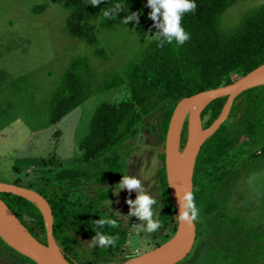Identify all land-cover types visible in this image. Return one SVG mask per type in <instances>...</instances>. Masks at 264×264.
<instances>
[{
    "label": "trees",
    "instance_id": "16d2710c",
    "mask_svg": "<svg viewBox=\"0 0 264 264\" xmlns=\"http://www.w3.org/2000/svg\"><path fill=\"white\" fill-rule=\"evenodd\" d=\"M67 11L66 26L69 33L84 37L98 21L103 31H117L131 28L144 33L158 31L147 11L134 1L102 0L92 6V0H52ZM235 0H196V10L185 13L181 23L190 34L183 45L174 41L163 46L151 38L141 54L125 68L123 73H95L85 56L72 57L59 84L52 92L44 107L48 114V124L60 121L72 110L80 106L91 95L110 90L127 83L133 103L119 106L109 102L101 103L89 123V133L79 145L92 168L81 175L72 168H63L54 177H48L44 186L37 191L51 205L54 238L65 257L75 264H111L128 260L132 255L127 248L132 227L118 216L115 208L103 203L116 177L123 175L112 171L111 167L133 149L135 136L151 129L150 123L157 122L153 133L158 143L164 146L169 122L177 104L185 97L202 90L222 86L232 81V75L243 76L264 63V1L243 15L240 24L229 32L219 29L221 15ZM120 4L122 11L104 16V11ZM48 6L37 4L32 8L40 13ZM129 13H137L139 22L126 24L124 18ZM91 43L90 39H87ZM238 77V78H239ZM23 78L11 80L6 71H0V92L4 84L23 90L19 85ZM228 102V97L213 100L203 110L202 120H208L203 127L210 126L218 119ZM5 108L0 109V130ZM188 119L182 131V147L188 138ZM264 126V85L250 88L240 93L233 102L227 119L204 142L197 158L193 177V193L199 199L205 188L215 178L223 176L252 158L242 152L248 149L257 127ZM110 153H109V152ZM104 152L109 154L101 155ZM160 165L155 174V185L148 190L157 204L162 227L153 237L162 238L167 230H176L177 209L171 196L165 167L164 148L160 153ZM43 163L59 164L44 159ZM123 169H121L122 172ZM3 200L25 227L40 242L47 244L45 218L39 207L32 201L13 194L1 193ZM117 220L115 227L105 225L106 234H118L114 246H92L95 236L94 222L100 217ZM0 247L8 252L15 264H37L34 260L9 246L0 237ZM0 264H2L0 262Z\"/></svg>",
    "mask_w": 264,
    "mask_h": 264
},
{
    "label": "rangeland",
    "instance_id": "374dc122",
    "mask_svg": "<svg viewBox=\"0 0 264 264\" xmlns=\"http://www.w3.org/2000/svg\"><path fill=\"white\" fill-rule=\"evenodd\" d=\"M132 1L144 11H151L146 6L147 0ZM263 1L235 0L220 17V31L229 32L237 27L243 15ZM45 3L48 6L42 12L32 11L35 5ZM66 22L67 11L52 0H0V71L8 72L11 80L23 78L19 84L23 90L7 83L0 92V109H6L0 130V182L37 191L48 177H54L63 168H72L79 175L88 171L93 166L91 161L98 157L87 158L79 145L89 133L96 108L103 102L116 106L135 102L124 83L89 96L60 121L48 124L43 104L59 84L72 57L85 56L97 74L123 73L153 35L151 31L141 33L131 28L105 32L96 21L86 36L76 37L69 33ZM238 77L234 74L231 79ZM207 120L208 117L203 124ZM150 126L151 129L135 136L130 153L111 167L112 171L140 178L147 193L155 185L162 148L165 152V143L160 145L153 133L158 128L157 122ZM251 139L249 148L242 152L252 158L215 178L195 200L199 208L196 240L189 255L177 264H264L263 125L257 127ZM44 159L59 164L46 165ZM121 176L103 188L105 191L111 188L103 203L109 205V200L118 216L131 225L133 232L127 248L134 257L168 241L177 228L168 229L162 238L137 234L133 226L146 222L129 215L127 200H134L136 191L125 189L114 194ZM0 262L15 264L2 247Z\"/></svg>",
    "mask_w": 264,
    "mask_h": 264
},
{
    "label": "water",
    "instance_id": "95a60500",
    "mask_svg": "<svg viewBox=\"0 0 264 264\" xmlns=\"http://www.w3.org/2000/svg\"><path fill=\"white\" fill-rule=\"evenodd\" d=\"M264 85V63L248 73L240 76L231 83L199 91L183 98L175 107L171 116L165 140V167L168 187L177 209L180 211L178 196L184 191L193 192V177L197 158L204 142L218 129L228 117L236 97L245 90ZM228 97L220 117L209 128L203 127L202 113L209 103L219 97ZM194 108L193 123L188 113ZM188 119V138L185 147L182 145V131ZM13 185V187L11 186ZM13 193L35 203L41 210L46 223L47 244L40 242L31 234L15 213L3 200L1 193ZM28 194V195H27ZM39 200L45 211L34 200ZM47 214V215H46ZM16 219L27 231L36 249L24 244L15 232L10 218ZM178 224L175 234L165 243L143 254L129 258L119 264H177L184 260L191 252L197 235L196 222L187 224L177 216ZM54 216L51 205L38 191L14 184L0 182V237L13 249L28 256L37 264H75L70 262L58 246L54 234ZM48 249L49 252L46 250ZM168 250L171 253L166 255ZM112 264V263H111ZM115 264V263H113Z\"/></svg>",
    "mask_w": 264,
    "mask_h": 264
},
{
    "label": "clouds",
    "instance_id": "9594fccd",
    "mask_svg": "<svg viewBox=\"0 0 264 264\" xmlns=\"http://www.w3.org/2000/svg\"><path fill=\"white\" fill-rule=\"evenodd\" d=\"M102 0H92V6H97ZM146 6L151 9L148 13L149 18L153 21V25L157 32L151 38H155L160 46L165 42L171 44L173 41L177 45H183L190 39V34L183 27L181 20L185 13L194 12L196 10V0H147ZM122 11L120 4L114 5L112 8L104 11V16L108 17L110 14H115ZM139 22L137 13H129L124 22ZM147 179V177H145ZM114 194H118L121 190L136 191L138 194L134 200L128 199L129 215L137 217L139 220L146 223L142 225L133 226L135 232L151 234L157 232L162 227V222L159 219L157 209L154 207L157 201L154 197L145 192L142 181L135 175L124 174L121 176L120 182ZM108 200V199H107ZM109 207H110V201ZM178 203L180 211L177 216L180 220L192 224L199 215V208L196 205L194 193L191 191H184L182 196H178ZM100 217V216H99ZM155 217V218H154ZM95 228V236L92 238V246H114L119 239L118 234H106L102 231L105 225L115 227L117 220L111 217H100L93 221Z\"/></svg>",
    "mask_w": 264,
    "mask_h": 264
},
{
    "label": "bare ground",
    "instance_id": "6f19581e",
    "mask_svg": "<svg viewBox=\"0 0 264 264\" xmlns=\"http://www.w3.org/2000/svg\"><path fill=\"white\" fill-rule=\"evenodd\" d=\"M193 113H194V108H192L190 110V112L188 113V116H190V120H191V123H193ZM13 187V185H11ZM28 195V194H27ZM29 198H31L32 200H34L36 203H39V205L42 207V209L45 211L46 213V209L44 207V205H42V203H40L39 200L35 199L34 197H30L28 196ZM47 215V214H46ZM11 219V224L13 225V228L15 230V232L17 233L19 239L26 245L36 249V246L32 243L31 239L29 238V235L27 234V231L24 229V227L16 220L14 219L13 217L10 218ZM47 252L48 249L46 250ZM172 250H168L166 252V255H168L169 253H171ZM113 264V263H112ZM115 264H119V263H115Z\"/></svg>",
    "mask_w": 264,
    "mask_h": 264
}]
</instances>
